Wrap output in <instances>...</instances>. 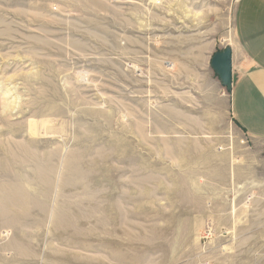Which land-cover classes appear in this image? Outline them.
I'll return each mask as SVG.
<instances>
[{
  "label": "rangeland",
  "instance_id": "obj_1",
  "mask_svg": "<svg viewBox=\"0 0 264 264\" xmlns=\"http://www.w3.org/2000/svg\"><path fill=\"white\" fill-rule=\"evenodd\" d=\"M239 2L0 0V264H264Z\"/></svg>",
  "mask_w": 264,
  "mask_h": 264
},
{
  "label": "crops",
  "instance_id": "obj_2",
  "mask_svg": "<svg viewBox=\"0 0 264 264\" xmlns=\"http://www.w3.org/2000/svg\"><path fill=\"white\" fill-rule=\"evenodd\" d=\"M237 49L235 51L237 73L233 78L229 96L220 93L219 102L228 103L229 116L221 109L222 121L231 118L228 125L240 128L253 144L264 143V0H240L236 14ZM217 117V116H216ZM217 120L219 122V118ZM223 127L222 132L224 131ZM227 130V131H228ZM233 180L237 177L233 175ZM233 194L238 189H233ZM247 192L249 189L246 190ZM250 192V191H249ZM253 194V193H252ZM264 198V190L258 195ZM244 206L248 203H244Z\"/></svg>",
  "mask_w": 264,
  "mask_h": 264
},
{
  "label": "water",
  "instance_id": "obj_3",
  "mask_svg": "<svg viewBox=\"0 0 264 264\" xmlns=\"http://www.w3.org/2000/svg\"><path fill=\"white\" fill-rule=\"evenodd\" d=\"M230 51L226 50L225 52L218 53L213 58V67L216 69L220 77L222 78L225 84L231 83V68H230Z\"/></svg>",
  "mask_w": 264,
  "mask_h": 264
}]
</instances>
